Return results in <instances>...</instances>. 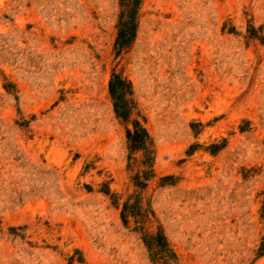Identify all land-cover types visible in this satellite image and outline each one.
Wrapping results in <instances>:
<instances>
[{
  "label": "rangeland",
  "instance_id": "374dc122",
  "mask_svg": "<svg viewBox=\"0 0 264 264\" xmlns=\"http://www.w3.org/2000/svg\"><path fill=\"white\" fill-rule=\"evenodd\" d=\"M121 10L0 0V264H264V0H141L117 53Z\"/></svg>",
  "mask_w": 264,
  "mask_h": 264
},
{
  "label": "trees",
  "instance_id": "16d2710c",
  "mask_svg": "<svg viewBox=\"0 0 264 264\" xmlns=\"http://www.w3.org/2000/svg\"><path fill=\"white\" fill-rule=\"evenodd\" d=\"M140 5L141 0H120L122 10L119 15L118 32L115 41L117 53L128 50L136 37L137 16ZM109 93L114 102L116 116L123 121H128L134 110V103L129 98L132 95L131 84L123 80L119 75H113L109 82ZM132 124L134 129L133 131H127L126 137L129 141L130 150L143 151L148 158V149L151 144V140L148 138L149 135L139 122L133 121ZM126 209L127 207L123 211ZM123 219H125L124 215ZM158 241L163 243L165 239L157 235L156 238H150V242L147 244L148 248L154 252L153 257L155 260H161L168 253L167 244H158Z\"/></svg>",
  "mask_w": 264,
  "mask_h": 264
}]
</instances>
